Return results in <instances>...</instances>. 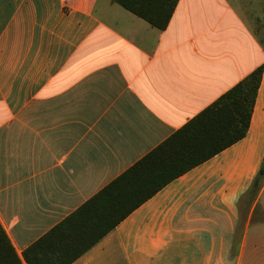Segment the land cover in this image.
<instances>
[{"label": "crops", "instance_id": "obj_1", "mask_svg": "<svg viewBox=\"0 0 264 264\" xmlns=\"http://www.w3.org/2000/svg\"><path fill=\"white\" fill-rule=\"evenodd\" d=\"M261 66L264 0H179L165 30L111 0H0V224L17 255ZM263 161L264 73L247 136L73 264H264V183L242 214Z\"/></svg>", "mask_w": 264, "mask_h": 264}, {"label": "trees", "instance_id": "obj_2", "mask_svg": "<svg viewBox=\"0 0 264 264\" xmlns=\"http://www.w3.org/2000/svg\"><path fill=\"white\" fill-rule=\"evenodd\" d=\"M165 30L179 0H111ZM264 73L256 69L164 143L104 187L23 253L0 224V264H73L134 211L187 172L243 140L250 129ZM264 183V161L247 199Z\"/></svg>", "mask_w": 264, "mask_h": 264}, {"label": "rangeland", "instance_id": "obj_3", "mask_svg": "<svg viewBox=\"0 0 264 264\" xmlns=\"http://www.w3.org/2000/svg\"><path fill=\"white\" fill-rule=\"evenodd\" d=\"M250 205L248 203L242 204L243 216L249 212ZM258 231V233H257ZM257 235L262 236L264 241V195L260 200V204L253 215V225L250 231V238H257Z\"/></svg>", "mask_w": 264, "mask_h": 264}]
</instances>
